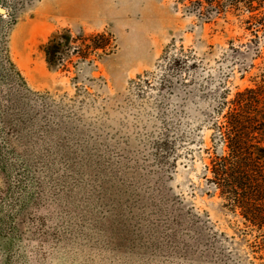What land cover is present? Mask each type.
Returning a JSON list of instances; mask_svg holds the SVG:
<instances>
[{
	"label": "rangeland",
	"instance_id": "374dc122",
	"mask_svg": "<svg viewBox=\"0 0 264 264\" xmlns=\"http://www.w3.org/2000/svg\"><path fill=\"white\" fill-rule=\"evenodd\" d=\"M188 3L0 0L29 90L0 69V264H264L203 175L223 97L264 71V0L209 19ZM62 28L107 46L51 68Z\"/></svg>",
	"mask_w": 264,
	"mask_h": 264
},
{
	"label": "trees",
	"instance_id": "16d2710c",
	"mask_svg": "<svg viewBox=\"0 0 264 264\" xmlns=\"http://www.w3.org/2000/svg\"><path fill=\"white\" fill-rule=\"evenodd\" d=\"M186 8H191L201 18L225 14L230 8L237 9L240 3L248 12L256 9L252 0H188ZM3 13H0L2 16ZM257 19L256 15H250ZM0 36H2L0 34ZM105 38L104 34L92 36ZM91 37V38H92ZM70 30L62 28L52 32L40 45L46 63L51 68L66 66L67 55L76 54L85 58L87 49H104L107 42L97 45H84L85 51H77ZM0 69L12 86L15 94L23 95L28 88L23 77L15 68L7 54L6 45H0ZM212 155L205 165L206 183L224 200V206L231 211L238 210L245 228L243 237L253 234L247 243L253 254L264 255V71L251 86L237 90L227 99L223 97L220 112L211 124ZM169 131L165 133L163 144L167 145ZM207 173L209 175L207 176ZM247 241V240H246ZM220 253L222 250L219 251ZM224 254V251H223Z\"/></svg>",
	"mask_w": 264,
	"mask_h": 264
},
{
	"label": "water",
	"instance_id": "95a60500",
	"mask_svg": "<svg viewBox=\"0 0 264 264\" xmlns=\"http://www.w3.org/2000/svg\"><path fill=\"white\" fill-rule=\"evenodd\" d=\"M4 8L2 6H0V13L4 12Z\"/></svg>",
	"mask_w": 264,
	"mask_h": 264
}]
</instances>
